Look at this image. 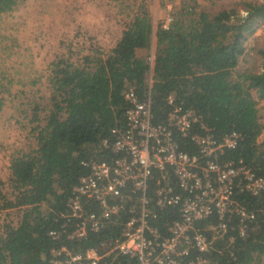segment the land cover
<instances>
[{"label":"trees","instance_id":"trees-1","mask_svg":"<svg viewBox=\"0 0 264 264\" xmlns=\"http://www.w3.org/2000/svg\"><path fill=\"white\" fill-rule=\"evenodd\" d=\"M16 3L0 0V12ZM185 6L167 28L161 24L156 28L151 87L154 120L164 119L168 108L164 98L173 93L200 114L196 129L202 123L218 137L232 130L241 134L236 147L220 155L221 161L242 159L264 175V139L258 141L263 129L258 103L264 100V44L256 49L260 71L237 69L244 40L264 22V0L245 1L244 14L234 7L211 13L194 5L184 10ZM149 36L148 13L142 8L106 52L93 49L77 59L61 54L50 62V96L43 105L31 100L29 121L36 122L31 129L35 144L15 151L7 180L0 179V264H52L53 247L102 251V241L118 233L119 224L112 223L71 239L61 230L63 219L58 212L65 208L79 176L87 171L81 161L109 155L102 139H111V127L124 124L126 89L133 86L141 98L145 96L147 64L136 51L148 45ZM22 112L27 114V108ZM180 144L192 149L187 138H181ZM236 198L255 216L248 221L245 235L239 236L238 216L232 214L227 231L214 237L210 249L202 254L207 264H253L264 257V191L257 195L237 191ZM176 216L175 208L167 207L155 223L163 229V222ZM126 217L121 214L122 219ZM215 220L212 215L197 225L206 227ZM51 229L61 230L58 237H51ZM204 231L211 236L210 230ZM116 260L115 264H125L126 256Z\"/></svg>","mask_w":264,"mask_h":264},{"label":"built area","instance_id":"built-area-1","mask_svg":"<svg viewBox=\"0 0 264 264\" xmlns=\"http://www.w3.org/2000/svg\"><path fill=\"white\" fill-rule=\"evenodd\" d=\"M173 16L168 14L161 26L167 28ZM145 62V96L141 98L133 86L126 89L124 124L111 127V139H102L109 155L81 161L87 171L58 212L61 230L71 239L112 223L119 224L118 233L102 241V251L53 247L52 264H115L119 255L126 256L125 264H207L202 254L214 237L227 231L231 215L238 216L239 236L245 235L248 221L255 216L238 201L236 192L264 191V175L242 159L220 160L226 149L236 147L241 134L232 130L218 137L202 123L196 129L200 114L173 93L164 98L168 105L164 119L155 121L151 108L154 53L146 54ZM181 138H187L191 150L181 147ZM167 207L175 208L177 216L163 222L161 229L155 220ZM122 213L127 217L122 219ZM212 215L215 221H208L206 227L197 225ZM61 230L48 233L56 238Z\"/></svg>","mask_w":264,"mask_h":264},{"label":"rangeland","instance_id":"rangeland-1","mask_svg":"<svg viewBox=\"0 0 264 264\" xmlns=\"http://www.w3.org/2000/svg\"><path fill=\"white\" fill-rule=\"evenodd\" d=\"M245 1L255 0H17L12 9L0 12V98H6L5 108L0 110V134H5L12 148L24 146L29 140V127L36 123L29 121L31 100L43 105L51 93L50 62L61 54L77 59L93 49L106 52L136 11L146 8L151 27L156 30L168 14L184 12L180 8L185 4L184 10L194 5L213 13L222 7H234L244 14ZM154 10L158 12L151 16ZM263 44L264 22L244 40L237 69L260 71L261 57L256 49ZM147 49L138 54L145 57ZM262 105L259 100V108ZM24 108L27 114L20 111ZM7 114H12L11 119ZM2 116L9 120L1 123ZM263 139L258 136V141ZM14 211L11 214L15 216ZM253 264H264V257Z\"/></svg>","mask_w":264,"mask_h":264},{"label":"crops","instance_id":"crops-1","mask_svg":"<svg viewBox=\"0 0 264 264\" xmlns=\"http://www.w3.org/2000/svg\"><path fill=\"white\" fill-rule=\"evenodd\" d=\"M166 6L169 7L170 4L166 3ZM156 12H158V11L154 10V12H151V16L154 13L156 14ZM148 15L150 16V14H148ZM148 23H149V28H150V36H149L150 38H149L148 45L146 47L137 48V51H136L137 54L143 48H146V49L148 48L147 49V51L149 50L148 52L154 53L155 46H156V30L151 27V25H153V24L150 21V17H148ZM5 99L6 98L2 99V104L0 106V110L1 109L3 110L5 108V104H6ZM262 102L264 103L263 99H262ZM20 111H22V109H20ZM259 114H260V121L263 124V129H262V132L260 133V136H264V105H262L261 108H259ZM42 115H43V112H42ZM8 116H9V114H7L6 117L11 119L12 114L10 115V117H8ZM6 117L2 116L1 123H6L9 120V119L5 120ZM40 117H42V116H40ZM43 122H44V120H41L40 124H42ZM29 129H32V128L29 127ZM25 131H27V130H25ZM34 135H35V132H32V130H31V132L27 133V137H28L27 139H29V140H26V144H24V146H15V148H12L13 147L12 145L7 144L5 134H0V136H1V138H0V140H1V145H0V171H1L0 172V179H2L3 181L7 180L8 175L10 173V169H9L10 159H11V156L14 154V152L17 150H27L30 145L35 144L36 140H35ZM4 173L7 174L6 177H3Z\"/></svg>","mask_w":264,"mask_h":264}]
</instances>
